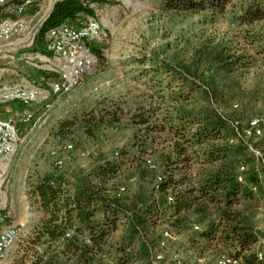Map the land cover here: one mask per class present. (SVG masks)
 Listing matches in <instances>:
<instances>
[{"label":"trees","instance_id":"obj_1","mask_svg":"<svg viewBox=\"0 0 264 264\" xmlns=\"http://www.w3.org/2000/svg\"><path fill=\"white\" fill-rule=\"evenodd\" d=\"M231 1L154 0L163 11L188 12L223 10ZM241 1H247L241 25L264 22V0ZM106 3L56 2L31 52L49 56V30L94 17L91 5ZM7 18L13 16L0 13V20ZM246 41L250 50L221 39L198 48L182 67L164 61L153 66V77H160L150 79L156 94L129 118L138 130L113 160L71 183L44 175L30 188L40 218L19 241L11 264H187L179 251L190 263L216 264L225 257L264 264L255 249L261 237L255 220L264 205V135L255 137L250 127L264 115H246L251 103H264V73L254 79L253 90L242 86L257 59L264 68V31ZM90 49L101 61L100 46ZM29 72L36 80L56 78L38 69ZM121 113L90 115L81 128L92 138L101 127L120 125Z\"/></svg>","mask_w":264,"mask_h":264},{"label":"rangeland","instance_id":"obj_2","mask_svg":"<svg viewBox=\"0 0 264 264\" xmlns=\"http://www.w3.org/2000/svg\"><path fill=\"white\" fill-rule=\"evenodd\" d=\"M246 3L232 0L223 10L207 8L196 12L163 11L154 0H108L102 6L91 7L93 18L99 21L103 31L102 40L97 43L102 60L96 58L94 68L81 84L68 95L51 96L45 103L29 108L34 117L31 125L21 123L24 108L20 105H0V120H10L19 139L10 162H0V209L10 216L6 225H21L2 264H11L19 241L27 238L39 221V207L30 188L42 176L54 175L71 183L76 176L85 175L104 160H113L129 144L138 130L129 118L139 114V108L147 107L149 97L157 91L150 79L160 77H153V66L164 61L182 67L191 61L198 48L221 39L227 45L232 43L250 50L246 39L251 33L264 31V22L251 26L240 24L238 18ZM49 4L51 0H30L22 18L38 23ZM14 6L0 8V13L9 14ZM33 42L27 37L0 42V84H44L57 79V76L47 81L32 78L30 68L49 72L46 62L34 59L32 54L38 53L31 52ZM256 63L243 80L245 89L253 90L254 79L264 73L261 60L257 59ZM263 87L264 82L260 88ZM260 94L264 96L263 92ZM115 110L124 116L120 125L101 127L92 138L84 133L83 120ZM249 114L264 115V103L261 100L251 103L246 112ZM67 122L74 125L62 127ZM67 143L72 144V152L63 150ZM52 150H57L65 160L61 169L53 165L49 155ZM255 221L261 234L255 244L259 251L264 248V205ZM179 255L187 264L203 263L200 260L190 263L192 259L188 260L182 251Z\"/></svg>","mask_w":264,"mask_h":264},{"label":"built area","instance_id":"obj_3","mask_svg":"<svg viewBox=\"0 0 264 264\" xmlns=\"http://www.w3.org/2000/svg\"><path fill=\"white\" fill-rule=\"evenodd\" d=\"M14 0H0V8L8 6ZM61 0H51V6ZM30 0L16 4L10 10L7 18L0 21V42H9L13 38L27 37L34 41L42 22L33 24L32 20L22 18L26 6ZM93 7V5H91ZM103 31L99 21L93 17L79 20L76 25H61L49 30L45 34L49 56L35 55L34 59L46 62L49 72L55 74L57 79L49 83L29 84H0V105L18 104L24 108L21 114V123L31 125L34 123L33 113L29 108L45 103L51 96L70 94L77 88L84 78L92 71L96 63V57L92 54L90 47L102 40ZM45 107H49L46 106ZM236 125V124H235ZM255 137L264 135V116L254 119L250 123ZM250 135L249 132L246 133ZM19 139L13 123L10 120H0V162L8 164L17 148ZM63 150L67 153L73 151L72 144H65ZM53 165L61 169L64 165L57 150L50 152ZM258 156L259 153L255 152ZM240 181V179H239ZM10 220L9 214L0 209V264L8 257L17 236L20 233L21 225H6ZM168 237V234H165ZM264 255V248L259 250L258 257ZM160 259V257H157ZM216 264H237L225 257L220 258Z\"/></svg>","mask_w":264,"mask_h":264},{"label":"crops","instance_id":"obj_4","mask_svg":"<svg viewBox=\"0 0 264 264\" xmlns=\"http://www.w3.org/2000/svg\"><path fill=\"white\" fill-rule=\"evenodd\" d=\"M51 9H52V6H51V4H49V6H47V9L45 11L44 19L48 16V14L50 13Z\"/></svg>","mask_w":264,"mask_h":264}]
</instances>
